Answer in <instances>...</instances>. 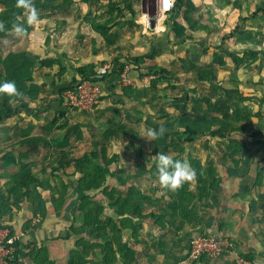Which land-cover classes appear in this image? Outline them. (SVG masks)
<instances>
[{
  "label": "crops",
  "instance_id": "crops-1",
  "mask_svg": "<svg viewBox=\"0 0 264 264\" xmlns=\"http://www.w3.org/2000/svg\"><path fill=\"white\" fill-rule=\"evenodd\" d=\"M193 1L196 0H185V5L192 4ZM238 1L209 0V8L212 12H209L205 20L208 25V34L203 35V39L209 40V48L207 53L205 52L198 60H195L193 55L192 58L187 56V52L192 49L193 44H191V47L188 44L184 45L191 40L182 33L183 30H180V33L178 32L179 28H187V24L177 18L178 15L176 18L169 19L166 24L167 34L154 35L146 29H142V32L139 29H135V32L130 30L131 34L129 32L125 35L123 34L119 40L115 38L117 42L115 43L112 40L113 42H110V44L105 43V40L91 29L88 23L82 24L80 29L84 38L83 41H89L90 44L86 49L82 48L81 52L87 51V57L86 55H82V57L74 55V58L66 63L68 71L63 74L58 73L59 69L57 66L50 69V71L44 70L40 72L38 85L42 100L35 104V102L27 98L8 111L9 114H16L19 121H24L28 124L26 128L29 133L26 142L20 139L21 142L16 147H13L12 150H0V196L6 193V189L10 186L19 184L22 179L31 176L42 178L44 174L52 176V179L49 180L48 189H41L39 185L32 187L33 195L20 202L19 212L16 213L14 219L9 222L6 219L2 221L5 225H12L15 228V244L16 242L17 244H20V242L21 244H27L32 241L30 240L32 237L36 238L35 234L37 232L50 228L54 231L57 230L54 232L55 235L51 236L53 240L56 241L57 238H61L58 241H64V244L69 242L68 244L71 246L70 241L72 242V238L66 240V238L61 236L62 234L58 235V232L60 234L61 231H65V227L71 225L70 212L67 214L66 210H62L63 207L55 208L51 203L49 191L56 190L58 192V190L64 191L67 189L69 183L64 179L66 174L64 169L59 170V167L65 164L66 160L68 162L73 160L75 152L70 147L60 148L61 139L58 144H54L52 147L46 146L44 141L40 139L41 136L38 132L40 128L37 122L40 118L44 119L43 116L47 114L46 112H40L41 106L47 105L48 108L51 105L56 107L57 101L50 102L54 98L58 99L59 91L78 81L76 76L78 69L83 67L97 69L96 64L99 66L98 69L101 70L109 68L108 72L112 73L109 75L108 84L113 83L114 85L118 83L120 76L118 68L124 62L135 59L138 62L145 56L155 57L150 54V45L161 48L162 51L160 55L155 57V61L159 67L167 71L161 77L160 82L161 85L168 87L167 93L164 95L165 98H162V93L159 94L160 106L164 111L192 117L190 113L192 112L193 114L194 112V116L198 108V113L201 117H196V121H199L203 119L202 114L207 102V100L202 98H210L211 104L213 102L217 105L227 104L230 107V113L239 111V120L232 119L230 120L231 124H234L237 128L260 130L261 137L264 136V12H262L264 11V0ZM223 8H227L228 12H222ZM201 13L181 12L183 17H190V19L202 17ZM172 16L173 14L170 17ZM85 26H88L90 31L85 29ZM71 29L72 27L68 28V31H71ZM188 29L193 31L192 28L188 27ZM74 34L75 32L71 34L72 36H69L68 44L59 46L60 51H63L60 52L61 54H71L75 46L73 43L76 42L75 37H73ZM142 34L144 35L143 37ZM180 35H183V44L177 41ZM45 45L46 42L43 45L37 44V46H33L35 50L40 49L43 51V59L46 57L45 54L50 57L52 55L51 49H53V47L48 46L45 47V51ZM118 52H120L119 56H121L119 61H110L109 58L116 56ZM187 61L192 62L191 68L185 67ZM101 62H104L103 65H99ZM130 74H133V71ZM143 79L132 78L133 86H146L148 82L144 85L145 79ZM220 80L224 81V83L218 82ZM128 92L130 93L131 90ZM184 92L189 95L184 96ZM107 93H109L110 97L103 100L102 102L105 101L104 103L101 102V105L96 110H102L96 113L97 116L95 118L102 117L107 119V117H110L114 123H120L121 125L122 119L127 122L124 118V116H127L129 118L127 120L130 121L127 126L128 129L145 126L143 121L142 125H137L134 120L132 121L131 118L134 119L135 116L127 115V102H122L120 97L116 96L120 95L121 91L115 93L111 88L107 89ZM152 93L153 91L150 90L148 94L146 93L141 98L145 104L152 100ZM183 97L190 99V102L192 101L191 104L186 105L184 111L178 105L181 103L178 100L183 99ZM128 101L130 103L133 102V104H140V101L134 99V97ZM234 104H237L238 107H234ZM149 114L152 113L150 112ZM211 115L212 113H209V116ZM91 119L88 118V122H86L90 127H106L109 125L92 122ZM191 120H195V118ZM14 121L5 119L3 124L0 123V125L11 124ZM118 124L116 127L126 128V126H118ZM69 129L70 127L66 131ZM66 131L64 132L67 133ZM90 132L87 133L90 135L94 134V132ZM93 138L90 144L95 143L98 136ZM214 139V141L218 139L219 143L224 146L225 144L230 145L232 141L244 143L242 138L239 137L228 138L226 142H223L220 138ZM75 141L65 142L62 140V143L65 146H70L71 144H76ZM189 143H197V141ZM258 143L263 146L261 150L264 151V137L260 138ZM1 145L2 141L0 138ZM120 145H124L125 149H130L129 146H133L130 139H125L124 141L116 140L112 143V146L115 147ZM42 146L45 148L44 151ZM113 149L117 161L123 159L124 156L121 155H124L122 154L124 150L118 153L115 151L116 148L113 147ZM221 151L217 162L213 164L216 167L214 175L217 177L218 183L212 190L208 191L207 205L203 211L200 208V203L197 201H194V203L188 202L185 199L184 202L179 201L178 208L183 209L186 207L187 213H190L188 216H183L180 209H178L177 213L180 220L178 217L168 213L161 225H157V220L149 218L142 221L141 229L125 230L127 240H123V242H127V245L136 253L141 254L144 247L148 248V252L142 257V264H236L234 257L230 255H224L219 258L203 256L197 260L189 261V243L195 236L199 235L228 238L244 258L253 259L256 262L264 260V153L258 160V158L254 157V154L249 155V153H240L239 157L238 155L234 156L231 153L232 151L228 153L229 150L226 147ZM194 154L196 156L193 155L190 159L193 158L194 161H200L203 164V170H205L208 167L206 166L207 162L203 163L199 160L202 157L200 153ZM77 155L79 154L75 153V158H77ZM139 157L144 158L143 155ZM185 158L186 156L184 155L183 160ZM219 161H224L225 164L220 165L218 164ZM259 161H263V163H257ZM65 169L70 172L72 165L70 170L68 168ZM110 171L114 174L112 180H117V182L112 183L111 188L123 193L124 198L128 199L130 204L136 205L135 201L140 202L141 200H138V198L143 193L147 194L145 201H143L145 213L158 208L160 210H169L171 201H177L179 197L182 198V196L179 195L178 197L176 194H172L169 197V194L166 196L164 193L154 196V194L149 193L151 184L147 183L144 187L141 186L142 192H137L136 188L129 184L136 192L134 194L130 193L129 189L131 188L128 187L127 189L125 187L127 184L122 183L117 177L119 176L129 183L130 179L128 181L122 175L125 174L130 178V174H137L139 170L135 164L127 163L122 170H112L110 167ZM68 191L72 193L71 188ZM174 192L176 193V191ZM186 198L190 199V196H186ZM68 200L69 198L65 199V201ZM12 202H14V199H12ZM196 204L200 206H196ZM41 211H47L48 216L43 226L37 228L34 232L32 229L24 231L25 222L35 218V212L41 215ZM112 216L116 222L121 218L116 215L115 211H112ZM23 218L24 221H22ZM136 220L134 221L137 222ZM38 229L41 230L38 231ZM19 230H22V232ZM38 240L39 238L37 237V243ZM39 244L41 245V242ZM62 248L63 246L57 248L54 243V251L50 250V257L57 261V264H60L64 259L63 253H65V258L68 259L71 251H65ZM22 259H24L23 261L26 264L31 262L26 257L22 256Z\"/></svg>",
  "mask_w": 264,
  "mask_h": 264
},
{
  "label": "trees",
  "instance_id": "trees-1",
  "mask_svg": "<svg viewBox=\"0 0 264 264\" xmlns=\"http://www.w3.org/2000/svg\"><path fill=\"white\" fill-rule=\"evenodd\" d=\"M183 0H179V3H182ZM34 6L39 12V15L44 12H50L52 16L55 15L56 23H58V30L63 32H68V28L72 27L75 32V45L74 49L72 50L71 54H60L58 57L50 56L43 59V51L38 49L35 50L33 48V44H31L30 36L33 34L34 29L36 28V24H27L25 23V31L23 34H18L14 31V26L21 24V17H27L28 11L24 8L17 7V0H0V5H2L4 9V15H0V24L3 25V29L0 30V76L3 78V82L5 81H14L19 92V95L9 97L7 95L0 94V123L3 124V121L6 120H15L11 124L0 125V138L2 141V145L0 146V150H12L13 147H16L21 141L24 140L26 142V138L28 136V129L26 126L28 125L24 121H19L17 119L16 114H9L8 111L13 109L17 104L21 103L25 99L29 98L35 104H38L42 100V96L40 95V88L38 85V79L40 77V72L42 71H50V69L54 68L55 66L58 67L59 74H63L68 71L66 67V63L69 62L74 58V55L78 57H82V55H86L87 51L84 53L81 52V49H86L90 44L89 41L84 42L81 29L82 26V19L80 21L77 14H75L71 7L73 5H79L86 9L91 8L94 4L97 7L103 6L101 9H104L108 5V10L114 11L117 10L122 12L117 7V0H32ZM113 3L114 5H112ZM117 3V4H116ZM101 5V6H100ZM111 8V9H110ZM264 12V11H262ZM174 13V12H173ZM51 15H46V17H52ZM181 12H178V16H180L179 20H181ZM114 24L111 26L109 25L106 27L107 24L100 23V22H93L92 24L89 23L91 29H93L96 33H98L104 40L105 43L110 44L113 42L112 38H116V30L123 29L125 22L124 21H117L114 20ZM65 26L64 28H62ZM56 27V26H55ZM46 30L51 29L50 27H46ZM77 32V33H76ZM112 34L114 36H112ZM71 35V34H70ZM204 35V34H203ZM203 35L201 37H203ZM72 36V35H71ZM52 38L54 39L52 41ZM94 41V40H93ZM53 43V44H52ZM58 43L56 37L51 36L48 34L46 39V45L44 46V50L46 51L45 47H58ZM120 51V50H119ZM81 52V53H79ZM120 52L116 53L114 56V62H118L120 57H117ZM85 57V56H84ZM128 61L124 62L120 67V72H123L125 66L129 65ZM162 67H158L157 69L160 70L159 76L153 78L152 81L153 85L156 86L159 82H161V77L165 72V69H161ZM79 74L77 73L78 80H85L91 76V73L78 70ZM109 77V76H108ZM200 74V78H201ZM74 83L69 84L68 86L62 88L59 91V97L63 96V93ZM109 86V85H108ZM107 86V87H108ZM115 89H121L123 85L121 84H114ZM130 86V85H128ZM152 86V85H151ZM125 87V86H124ZM127 87V86H126ZM113 89V87L111 86ZM152 88V87H151ZM61 98L60 100H62ZM207 100L206 108L203 111V119L196 121L187 119L186 115H181L179 113H169L164 111L160 106V101L158 104H154L150 111L152 114L156 116V120H158L159 124H149L151 130L159 131L160 128L164 129V133L159 135L158 138L152 139L155 146H159L163 148L164 153L171 156L173 159H180L183 160V156L186 154V145L188 139H192L197 141V143H207L208 142V135L212 132L218 133L221 140H227L228 137L236 134L241 133L243 128H237L234 124H231L232 119H238L240 117L239 111L230 113V107L227 104L217 105L213 102L210 103V98H202ZM154 101V100H153ZM151 104H153L151 102ZM234 107H238L237 104H234ZM70 113H74L75 115H81L78 111H69ZM209 113H212L209 116ZM175 117L179 118L180 126L183 127V132H179L176 129V125L174 124ZM56 124V123H55ZM55 124L48 125L47 120L38 119L37 125L41 129H46L47 132L51 131L50 134H47V137L44 139L42 136L40 139L44 141L46 146H53L54 144H58L59 138H56L61 128L54 129ZM116 123L112 125H108L106 127H94L91 126L89 131H94L97 135H100L102 139L105 141L106 136L103 134L110 133L114 140L124 141L125 139L131 140V145L134 146V141H136V136L139 135L138 129L135 127L133 128H120L115 126ZM148 125V124H147ZM49 128V129H48ZM63 131V130H62ZM65 136V132L63 133ZM61 137V136H58ZM108 138V137H107ZM108 141H110L108 139ZM238 141H232L229 147L230 149H234L237 146ZM6 144V145H5ZM83 144V143H82ZM80 143V147L82 145ZM101 144V143H98ZM90 145V144H86ZM223 144H220L222 147ZM72 148L75 153L79 154L77 157L79 158L78 161L80 163L77 165L78 169H84L83 166L86 165L87 162L81 161L86 159V161H91V159H95L98 161L97 166V173L90 176L88 173L85 176L82 175V178L79 181L80 190H75V195L77 194L78 204L77 206H73L72 208H68V212H70L71 217L70 220H76L75 212L84 214L85 221L84 227L82 228L83 231L81 233L75 234L76 236L84 235L83 233L86 231H93L95 229V233H97L98 244L97 245H89L88 248L82 246L84 249L83 253H80L78 250H71L69 252V259L68 264H142L143 258L146 253L148 252V248L144 247L143 252L141 254L136 253L131 247L123 242L120 236L121 231L125 230H138L142 228V221L145 219H155L157 220V225H161L162 221L168 216V213H171L174 217L178 216L177 210L180 209L183 216H188L190 213H187V208L184 207L178 208V203L184 202L185 199L188 202L197 201L200 205L196 204V206H200L202 211L206 208L207 205V196L208 191L212 190L218 183L217 177L214 175V169L216 167L214 165L210 166L203 170V164L200 161L193 162V170L196 173V185L193 186L191 182L184 183L179 189L176 190V195L179 197L177 201H171L169 203V210H160L154 209L151 210L149 213H145V208L143 205V201H145L147 194H142V199L140 202H136V205L130 204L128 199H125L121 194L115 190V188H109L112 190L107 189L104 194L107 197H111L112 202L109 203V208L112 211L116 212L118 217V222H116L115 218L111 216L109 222L106 223V219L102 217L104 206L100 207L101 205L96 203L95 198L92 194H88L92 191L99 190L100 188L106 185L108 177H113L114 174L110 171V166L115 159L111 161L108 159L106 154L105 146L102 147V159H98L100 155L96 152L92 154V157L89 153H82L80 154L78 151L79 144H74L69 146ZM143 147V146H142ZM104 156V159H103ZM101 160V161H100ZM103 160V165L100 163ZM218 164L223 165L225 164L224 161H219ZM95 166V167H96ZM99 166V167H98ZM87 168V167H86ZM85 168V169H86ZM76 172V171H75ZM77 173V172H76ZM209 173V174H208ZM66 176L69 178H75L74 172L65 171ZM50 177L47 174H44L42 178L38 176H31L26 179H22L19 184H14L6 189V193H3L0 196V227L1 228H8L10 230V238L14 237L16 231L12 225H5V219L9 222L14 219V212L12 209H18L20 202L29 198L33 195L32 187L35 185H39L41 189H48V184ZM198 179V180H197ZM73 187V182L68 184V187L64 191L58 190V192L49 191L51 195V203L55 208L62 207L64 205V201L66 198L72 194L69 192V188ZM114 191L117 194V199L115 198ZM195 197L193 198V196ZM190 196V199L186 198ZM14 199V202H12ZM182 204V203H181ZM66 210V211H67ZM37 212V211H36ZM34 213V217L37 213ZM47 211H41V215L44 216ZM75 215V216H74ZM137 219L135 222L134 220ZM108 225L112 226V231L107 232L106 227ZM40 226H37L39 228ZM31 229V226L27 225L24 226V231ZM25 233V232H24ZM109 233V234H108ZM113 235V243L112 246L108 245V243H104L102 240L109 238V236ZM197 237V236H195ZM194 237V238H195ZM193 238V239H194ZM192 239V240H193ZM66 240H68L66 238ZM189 243V250L191 249V243ZM85 244V243H84ZM43 244H39L37 242H28V244H21L11 246L12 254L8 257V264H22L21 257H26L29 259L31 264H57V262L52 261L50 257V249L46 252L44 249ZM47 249V248H46ZM44 250V251H43ZM98 251V252H97ZM247 260L254 261L253 259L246 258Z\"/></svg>",
  "mask_w": 264,
  "mask_h": 264
},
{
  "label": "rangeland",
  "instance_id": "rangeland-1",
  "mask_svg": "<svg viewBox=\"0 0 264 264\" xmlns=\"http://www.w3.org/2000/svg\"><path fill=\"white\" fill-rule=\"evenodd\" d=\"M238 2H240V0ZM117 3H116L117 7L122 12H119L117 10L110 12L108 10L109 5L107 7H105L104 9H101L103 6L100 5L101 7H97V5H95V4L93 6H91V8H89V9H86V8L83 9L82 5L81 6L73 5L71 7V10L75 14H77L80 21L82 19V24H84V23H88V24L91 23L92 24L93 22H100V23L107 24L106 27H108L109 25L112 26L115 23L114 20L124 21L125 22L124 28L116 30L117 31L116 32V35H117L116 39H118V40L121 38V36L123 34L125 35L128 32H129V34H131L130 30L135 32V29H139V31L142 32V29H146L145 26L143 25V22H142L143 15L148 14L149 17H153V16H155V13H156V0H117ZM111 4L114 5L113 3H111ZM227 10H228L227 8H223L222 12H228ZM42 12L43 13H41V15H39L38 21L35 23L36 28L34 29L33 34L30 36L31 44H33V46L34 45L37 46V44L43 45L46 42L48 34H51V36L56 37L57 42H59L58 46H61V45L64 46V44H68L69 36H70V34L74 33V30L71 29V31H68L66 33L65 32L61 33V31L58 30V27H57L58 23H56V21H55L56 20L55 15L52 16L50 14V12H44V11H42ZM178 12H196V13L202 12L200 14L202 17L195 18V19H190V17H186V16L183 17V15H182L181 16V20H182L181 22L186 23L187 28H185V29L179 28L178 29L179 33H180V30H183L182 33L191 40L188 43H185L184 45L188 44L191 47V44H193V46H192L193 51H192V49H190L187 52V56L188 57L190 56L192 58V55H193V58L195 60H198L200 57H202L205 54V52L207 53V50L209 48V40L203 39L204 36L201 37L203 34L204 35L208 34V30H207L208 25H207V22H205V20L207 19L209 12H212V11H210V8H209V0H200V1L196 0V1H193V3L189 4V5H185V0H183L182 3H179V1H178L176 8L174 10L173 16L169 17V18L168 17L165 18L164 23L167 24L169 19L176 18L178 15ZM250 12H252V10H250ZM0 15L1 16L4 15V9H3L2 5H0ZM46 15H51L52 17L48 18V17H46ZM177 18L179 19L180 16H178ZM20 20L22 23L19 25L22 27H25V23H27L26 22L27 17L26 16L21 17ZM46 27H48V28L50 27L51 29L46 30L45 29ZM64 27L65 26H63L62 28H64ZM188 27L192 28L193 31L189 30ZM84 28L90 31V28L88 26L87 27L85 26ZM149 33H152V32H149ZM160 34H162V33H160ZM165 34H167V32ZM154 35H159V34H154ZM112 36H114V35L112 34ZM143 36L144 35L142 34V37ZM179 37L180 38L177 39L178 43L183 44V42H182L183 35H180ZM112 39L114 40L115 43L117 42V40L115 38H112ZM224 39H225V37H224ZM53 40L54 39L52 38V41ZM73 45H75V43H73ZM118 46H120V45H118ZM150 47H151V53H150L151 56L153 55L156 57L157 55H160V53L162 51L161 48H156V47H153L151 45H150ZM60 52H63V51H60V49L55 46V47H53V49H51V54H52L51 56L58 57L61 54ZM45 56L47 57L48 55L45 54ZM117 57H119V55H117ZM155 57L150 58L149 56H145V57H142L138 62L136 61V59L133 61L128 60V62L132 65L133 74H134V75L130 74L129 77L131 79L132 78L133 79H135V78L136 79H139V78L151 79L148 81V84L146 83L147 85L144 83V85H146V86L137 85L134 87L133 82H132V85H130V86L124 87V85H123V87L121 89H115L113 86V83H112L108 87L104 88L103 94L101 97L102 98L101 102L103 100L107 99L108 97H110L109 93H107V89L108 90L111 89V86L113 87V91L115 93L121 91L122 93L120 95H116V96L120 97V100L122 102H127V105H128L127 115L133 116V117L135 116L134 119L131 118V120L132 121L134 120L137 125H142L143 124L142 121L145 123V126L143 125V127H138V126L136 127V129H138L139 135L135 137L136 138V141H134L135 146H129L130 149H128V148L125 149L124 145H120L119 147L112 146V143L115 140L110 133L103 134V136L104 135L106 136L105 141L102 139V137L100 135H97V133H95L94 131H92V132H94V134H92V135L87 133V132H89L88 129L90 128V125L86 124V122H88V118H92L91 119L92 122L95 121L96 123H101V124L106 123L107 125L108 124L109 125L114 124L113 119L110 117H107V119L102 118V117H96L95 118V116H97L96 113L97 112L99 113V111L102 109L96 110L95 112L93 111L92 113L90 112V114L87 113L88 115H86L85 113L84 114L80 113L81 115H75L74 113L69 114V112L63 107V105L60 104L61 100H60V97L58 95V99L54 98L50 102V103H52V102L57 101L56 107H53L51 105H49L48 108H47V105L41 106L40 112H46L47 113L45 116H43V118H44V120H47L48 125H50V124L52 125V124L56 123L54 129L61 128L63 130V131L61 130L59 135H58L61 137H58V136L56 137V138H59V140L61 139V143H62V140H64L65 142L66 141L67 142H70V141L74 142L76 140L75 143H76V145L79 144V147L77 149L79 150L78 152L80 154L86 152V153H89L90 156L92 157V154L94 152H96L100 155L99 159H102L103 154L100 153V150L102 152V147L105 146L108 159L110 161L112 159H115L110 166L112 170H114V169L115 170H122V169H124V166L127 165V163L137 165L138 170H139L137 174L136 173L130 174V178H128V176H126L125 174L122 175V177H124L128 181L130 179L129 183H127V181H125L121 177H119V176L117 177L118 179H120V181L122 183L127 184V186H125V187H127V189H128V187L131 188L129 185V184H131V186L135 187L136 191L139 192V191H141V186L144 187V185L147 183V184H151V186H149V193L154 194V196L164 193L166 196H167V194H169L168 196L170 197L172 194H176V193L174 191H170L166 188H162L161 185L159 184V181L157 178L156 164H155V160L153 157L156 154H158L159 152L164 153V150H163V148H161L159 146H155L153 143H151L153 140L147 136L148 131L151 130L148 127H150V125L153 123L159 124L158 120H156V116L154 114H149L151 112L150 108H152L154 106V104H158L159 99H160L159 94L162 93V98H165L164 95H166L167 90H168V87L166 85H164V86L161 85L160 82L156 86L153 85V82H155V81H152L153 80L152 78H155V77L159 76V74H160L159 70L157 69L159 67V65L155 61ZM109 59H110V61H113L114 57H111ZM103 63L104 62H101L99 65H103ZM191 65H192V62L187 61V63L185 64V67L191 68ZM95 66L97 67V69L99 68L98 64H96ZM207 68H209V67H207ZM81 69L89 72L88 74L91 73V75L102 71L101 69H98V70L94 69V68L89 69L87 67H83ZM81 69H78V70H81ZM76 73L79 74L78 71ZM77 78H78V76H77ZM0 82H3V78L1 76H0ZM218 82H221V84L224 83V81H222V80H220ZM130 90H131V92L129 93L128 91H130ZM150 90L153 91L152 100L147 102V104H145L141 98L146 93L148 94V92ZM222 90H224V89L222 88ZM183 94H184V96L189 95L188 93H185V92ZM132 96L134 97V99H136V100L138 99L140 101L139 105L137 103L133 104V102L130 103L128 101L129 99L130 100L133 99ZM178 101L181 102L178 105L181 106L180 108H183V111L186 109V105H189L192 103V101L190 102V99H185V97H183V99L178 100ZM104 102H102V103H104ZM151 102L153 104H151ZM100 105H101V103H100ZM196 110H197V113L194 116H193L194 112H193V114L191 112L190 116H192V117H187L188 115H186V118L187 119L195 118V120H196V117L200 118L201 116H199L198 108ZM124 118L127 121V122H125L122 119V123L124 125L122 123H121V125H120V123L119 124L116 123V124H118V126H126V128H127L130 121L127 120V118H128L127 116H124ZM117 121L119 122V120H117ZM173 122L177 126L176 129L179 132H183V127L180 126L179 118L175 117ZM116 124H115V126H116ZM68 127H70V129L68 131H66V129ZM120 128L123 129L125 127H120ZM64 131L67 132V133H65V136L63 135ZM38 132H39V135L42 136V138H44V139L47 137V134L51 133V131L47 132L46 129H41V130L39 129ZM88 136H89V138L87 139ZM96 136H98V138L96 139L95 143L93 142V144H90L94 139L93 137H96ZM217 136H219L217 132L216 133H214V132L210 133L208 135V142L207 143H189V142L194 141V140L189 138L187 145H186V154H185L186 158L183 161H186L190 165V167L193 168L194 159L192 158L193 159L192 160L190 158L193 155L196 156L194 153H200L202 157L199 160H201L203 163L207 162L206 166H208L207 168H209L210 166L215 164V162H217V159L219 158V155L222 152L221 150H223L224 147H226V149L229 150L228 153L230 151H232L231 153L234 156L238 155V157H239L240 153H246V154L249 153V155L254 154V157L258 158V160H260V158L262 157V153H264V151L261 150V149H263L262 148L263 146H260L261 144L258 143L260 138L264 137V136L261 137L262 135H261L260 130L253 129V128H249V129L245 128V129H243L241 134L236 133V134L230 136V138H234V137L242 138V140L244 142V143L239 142L237 144V146H235V149H229L230 147L228 144H225V146L222 145V147H220L221 143H219L220 141L217 139L218 138ZM69 138H70V140H69ZM214 138H216L217 141H214L215 140ZM108 139L110 141H108ZM223 142H226V140H224ZM61 143L59 144L60 148H64V147L69 148V145L65 146V145H63V143L62 144ZM80 143L81 144L83 143L81 145V147H80ZM98 143H101V144H98ZM86 144H90V145H86ZM113 147L116 148L115 151L118 153H121L124 150L122 153L124 155H121L124 157L120 161H117V159L115 158L114 153H113L114 152ZM44 149L45 148L42 146L43 151H44ZM72 151H74V150L72 149ZM141 155H143L145 159L143 157H139ZM78 159H79L78 157L75 158V153H74V159L73 160H71L69 162H68V160H66L64 162L65 164H63L59 167V170L64 169V172H65V171H67L65 168H68L70 170V166L72 165L71 172H74L75 176H76L75 178H69V176H65L66 178H64L65 181L68 183L73 182V187H71L72 194L69 196L68 201H64V205L62 206L63 207L62 210H67L68 208H72L73 206H77L78 200H77V194L75 195V190L76 189L80 190L79 181L82 178V175L85 176V174L88 173L90 176H93V174H96L98 171L97 166H96V165H98L97 160L91 159L92 162H90L88 160L86 161V159L81 160V161L85 160V162H87V163H86V165L83 166L84 169L80 170L77 167V165L80 163V161H78ZM103 159H104V156H103ZM257 163H263V161L262 162L259 161ZM100 165H103V160L100 163ZM51 179H52V176L50 177L49 180H51ZM113 182H117V180L113 181L112 177L110 176V177H108L106 185L104 187L100 188L99 190L92 191V192L88 193V194H92L95 197L93 199H95L96 203L101 205L100 207L104 206V211H103L102 217L104 218V220L106 219V223L109 222L108 218H111V216H112V209L109 208V203L112 202V200H111L112 198L107 197L104 194V192H106L107 189L109 191L112 190L109 188L112 186ZM191 183L193 186H195L196 185V179L191 181ZM105 188H107V189L104 190ZM132 190H134V188L129 189L130 193L134 194L135 190L134 191H132ZM114 194H115V198L117 199L118 196H117L115 191H114ZM120 194H121V196L124 197L123 193H120ZM141 198H142V196L140 198H138V200H141ZM98 200H100V201H98ZM135 202H137V201H135ZM12 210L14 212V216H16L18 209H16V210L12 209ZM74 212H75L77 221L75 222V220H74V222H73V220H71V225L69 227L68 226L65 227V231H61L60 234L58 232V235L62 234L61 236H63L64 238H67L68 240L72 238V242L70 241L71 246H69V244H68L69 242L67 244L65 242V244H64V241H58V239H61V238H57L56 241L53 240V238L51 236H54L55 235L54 232H56L57 230L54 231V230H51L50 228L49 229L45 228L43 230L38 229V231L41 230V232H37V234H35L36 238L32 237V239H30V240H32V242H37L36 240L38 237L39 238L38 243L41 242V244H43L42 246H44V249L46 250V252L48 251V249H50V250L54 249V243L56 244L57 248H60L63 246L62 249L65 251L66 250H72V251L78 250V251H80V253H83L82 249H84V248L82 246L86 247V249H87L89 245H97L98 240H96L97 233H95L96 232L95 229L92 232L90 230L86 231L83 233L84 235H81V236L75 235V234L81 233L83 231L82 228L84 227L85 216H84V214L77 213L76 211H74ZM67 214H68V210H67ZM37 215L38 216H35V218H32L29 221L27 220L25 222V226H27V225L31 226V229L33 232H34V230L37 229V226H40L39 228H41V226H43L44 221H46V219L48 217L47 213L44 214V216L40 215V214H37ZM71 215H72V213H71ZM22 221H24V218L22 219ZM106 230H107V232H111L112 226L108 225L106 227ZM19 231L22 232V230H19ZM125 233L126 232L124 230L120 232V236L122 237L121 238L122 240H127V235ZM112 236L113 235L109 236V238H106L105 240H102V241L104 243H106V244L108 243V245L112 246V243H113V237ZM53 241H55V242H53ZM16 244H17V242H16ZM125 244H127V242ZM17 245H21V242H20V244H17ZM66 245H68V246L66 247ZM50 254H51V251H50ZM62 255H63L64 259L62 260L61 263L60 262L59 263L60 264H68L69 256L67 259V258H65V253H63ZM62 255H60V256H62ZM21 259H22V257H21ZM23 260L24 259H22V261ZM22 261H21V263H22ZM52 261H55V260L53 259ZM55 262H57V261H55ZM22 264H26V262L23 261ZM29 264H31V263H29Z\"/></svg>",
  "mask_w": 264,
  "mask_h": 264
},
{
  "label": "built area",
  "instance_id": "built-area-1",
  "mask_svg": "<svg viewBox=\"0 0 264 264\" xmlns=\"http://www.w3.org/2000/svg\"><path fill=\"white\" fill-rule=\"evenodd\" d=\"M179 0H156L155 16L143 15L142 22L148 32L153 34L166 33L167 26L164 19L170 17ZM151 21H154L152 27ZM121 67V66H120ZM109 68H103L101 72L92 74L88 79L78 80L72 84L64 93L60 104L66 110L78 111L82 114L96 110L101 103L103 90L108 85ZM120 72V68H118ZM132 65L125 66L120 72L118 84L132 85L129 74L132 73ZM148 80L145 79L144 83ZM15 243V237L10 238V230L0 227V264H8V257L12 254L11 246ZM224 255L233 256L236 264H264L262 262L250 261L244 258L233 242L225 237L199 235L192 240L191 249L188 253V260H197L203 256L219 258Z\"/></svg>",
  "mask_w": 264,
  "mask_h": 264
},
{
  "label": "clouds",
  "instance_id": "clouds-1",
  "mask_svg": "<svg viewBox=\"0 0 264 264\" xmlns=\"http://www.w3.org/2000/svg\"><path fill=\"white\" fill-rule=\"evenodd\" d=\"M17 7L24 8L28 11L26 21L27 24L31 25L38 21L39 12L34 6L32 0H17ZM2 29L3 25L0 24V30ZM14 31L18 34H23L25 29L20 25H15ZM0 94L7 95L9 97L19 95L15 82H0ZM163 133V128H160L158 132L149 130L147 136L151 139H156ZM153 157L157 169V178L162 188H166L170 191H176L184 183L191 182L196 178L195 171L186 161L173 159L171 156L163 152H159Z\"/></svg>",
  "mask_w": 264,
  "mask_h": 264
},
{
  "label": "water",
  "instance_id": "water-1",
  "mask_svg": "<svg viewBox=\"0 0 264 264\" xmlns=\"http://www.w3.org/2000/svg\"><path fill=\"white\" fill-rule=\"evenodd\" d=\"M151 25H152V27L154 26V21H151Z\"/></svg>",
  "mask_w": 264,
  "mask_h": 264
}]
</instances>
